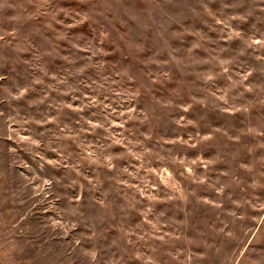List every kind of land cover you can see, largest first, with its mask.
Masks as SVG:
<instances>
[{"label": "rangeland", "instance_id": "1", "mask_svg": "<svg viewBox=\"0 0 264 264\" xmlns=\"http://www.w3.org/2000/svg\"><path fill=\"white\" fill-rule=\"evenodd\" d=\"M0 264H264V0H0Z\"/></svg>", "mask_w": 264, "mask_h": 264}]
</instances>
